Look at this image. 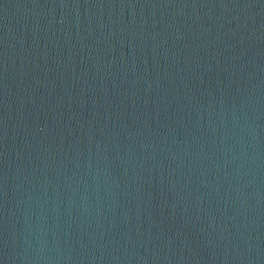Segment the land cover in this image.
<instances>
[{"label":"water","instance_id":"obj_1","mask_svg":"<svg viewBox=\"0 0 264 264\" xmlns=\"http://www.w3.org/2000/svg\"><path fill=\"white\" fill-rule=\"evenodd\" d=\"M0 264H264V0H0Z\"/></svg>","mask_w":264,"mask_h":264}]
</instances>
